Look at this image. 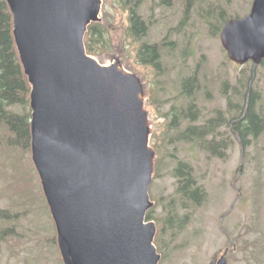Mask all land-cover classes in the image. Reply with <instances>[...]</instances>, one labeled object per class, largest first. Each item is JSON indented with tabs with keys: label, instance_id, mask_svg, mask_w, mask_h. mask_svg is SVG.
I'll return each instance as SVG.
<instances>
[{
	"label": "water",
	"instance_id": "obj_1",
	"mask_svg": "<svg viewBox=\"0 0 264 264\" xmlns=\"http://www.w3.org/2000/svg\"><path fill=\"white\" fill-rule=\"evenodd\" d=\"M30 85V153L63 264H158L149 188L155 152L141 80L100 63L84 35L102 0H6ZM219 38L238 65L264 60V0ZM224 255L210 264H226Z\"/></svg>",
	"mask_w": 264,
	"mask_h": 264
},
{
	"label": "rangeland",
	"instance_id": "obj_2",
	"mask_svg": "<svg viewBox=\"0 0 264 264\" xmlns=\"http://www.w3.org/2000/svg\"><path fill=\"white\" fill-rule=\"evenodd\" d=\"M211 1L214 0H206L201 7L208 9ZM217 2L223 4L224 0ZM251 3L252 0H230L224 6L225 14L241 17L248 13ZM182 10L179 0H171L169 4H162L160 0H141L139 13L148 28L146 34L135 41L127 34L129 12L124 2L102 0L100 22L108 29L111 48L93 55L103 64L118 58L125 69L138 76L145 93L149 88L153 96L149 105L145 94V109L151 125L150 146L153 142L161 146V168L158 176H153L149 188V193L159 200L154 211L156 217L163 218L167 211L165 203L175 196L176 178L171 170L178 160L192 164L197 184L207 192L202 204L178 210L179 215H188L181 228L163 231L160 239L163 252L158 251L163 257L158 264H210L214 258H220L226 247L231 249L232 244L236 248L227 255L226 264H264L263 258L252 255L253 247L248 245L264 233V130L257 139L250 138L249 144L241 147L231 128L222 125L219 131L229 147L220 158L211 156L189 140H167L175 131L170 128L165 132L167 119L164 116L173 103H185V99L178 96L179 82L193 72L197 73L200 84L197 104L202 107L196 122L218 109L229 119L232 115L228 113L229 99L237 98L250 85L259 91L260 106L264 110V67L259 64L253 70L252 61L242 65L231 62L221 45L220 31L212 33L205 18L197 12L183 23ZM142 42L158 43L161 69L157 72L152 66L138 62L136 48ZM252 73L253 78L248 81ZM234 86L236 94H233ZM152 101L159 104L158 109ZM163 137L166 139L162 141ZM22 154L25 160L21 159L20 164L25 165L31 153ZM14 156L8 150L0 149V207L20 209L21 212L26 208L32 210L17 221V232L23 234L21 243L11 247L13 250L7 241H1L0 264H32L37 254H40L42 264H57V253L47 240L54 232L49 210L40 200L33 202V206L32 203H21L23 197L27 201L37 199L34 192L19 198L9 189L8 184L14 181L10 173L19 175L20 171V181L25 178L23 184L28 192L34 189L38 193L37 185L30 189L29 184L26 185L25 169L9 160ZM35 179L33 183L36 184ZM44 236V251H39L35 246Z\"/></svg>",
	"mask_w": 264,
	"mask_h": 264
},
{
	"label": "trees",
	"instance_id": "obj_3",
	"mask_svg": "<svg viewBox=\"0 0 264 264\" xmlns=\"http://www.w3.org/2000/svg\"><path fill=\"white\" fill-rule=\"evenodd\" d=\"M122 1L129 12L127 34L135 41H138L146 34L148 28V23L139 13L141 0ZM170 1L171 0H160L162 4H169ZM205 1L206 0H179L183 9L182 22L185 23L193 12H197L198 15L205 18V22L209 25L212 33L217 34L228 18L239 17L238 15L228 16L225 14L224 6L230 0H224L223 4L218 3V0H214L211 1L208 9H203L201 5L204 4ZM12 29L13 22L10 8L6 0H0V149L8 150V152L15 155L14 159L10 157L9 160L12 164H17L25 169L24 172L27 176L26 185L29 184V189L31 187L33 188L35 185L38 186V193H36L34 189H30L28 192L27 186L23 184L25 178H21L20 181V171L19 175L10 173L14 178V181L8 184V186H10L9 189L13 192L12 194L20 198V196H26L34 192V196L35 198L37 197V199L34 201H27V198L23 197L20 200L21 203H32L31 206H33L37 200H40L48 209L31 157L29 156V161L25 163V165L20 164V162H22L21 159L25 160L24 154L22 153H30V85L23 72ZM109 38L108 29L105 28L101 22L90 23L84 35V45L87 53L99 55L110 50L111 45ZM161 45L165 46L163 43H161ZM136 57L140 64L152 66L156 72L158 69H161V56L158 43L150 44L142 42L137 44ZM260 64L264 67V60H262ZM252 78L253 73L250 75L248 81H251ZM235 89H237L236 86L233 87V94H236ZM199 90L200 84L196 72L180 80L178 96L180 99H185V103H173L169 111L164 114L167 119V129L165 132H169L170 128L175 131V134L168 136L167 140L173 138L174 140H189L211 156L221 158L225 156L229 147L226 140L221 137L219 131L222 125L231 128V131L241 147H246L249 144L250 138L257 139V137L261 135L264 130V110L260 106V94L258 90L252 88L250 85L243 94L233 99L234 102L229 99L228 113H232L229 119L225 117L223 110L218 109L205 117L203 116L200 122H196L197 114L202 111V107L197 104L196 96ZM145 94L150 105L153 96L149 88L146 90ZM152 105H156L158 109V103L156 104L152 101ZM183 121L184 126L182 127ZM164 139H166V137H163L162 141ZM151 147L157 156L155 157V172L153 173V176L157 177L161 168V146L159 147L156 142H153ZM26 170H28V172H26ZM194 172L193 166L189 161H182V159L176 161L174 168L171 170L172 175L176 178L175 196H173L169 202L165 203L164 207L167 211L162 219L157 218L154 212L159 200L155 199L150 193L151 199L155 202L154 206L146 212V220H154L156 223L157 234L154 243L159 252H163L160 246V239L163 231H168L173 228L179 229L187 220L188 215H179L178 210L185 209L189 205L196 206L202 204L206 199L207 192L201 184H197ZM32 177L33 180H31ZM34 179L35 182H37L36 184L33 183ZM18 204L20 207V202H18ZM28 210L31 211L32 208H26L21 212L20 209L14 210L13 208L0 207V217H2L4 221L9 222L0 228V243L1 241H7L10 248L21 243L23 234H18L17 232V221L19 218L25 216ZM53 229V235L51 238L47 237V240L57 253V264H62L56 242L54 224ZM45 238L46 236L35 246L39 251H44L42 243ZM248 245L253 247L252 255L263 258V262L264 257L261 255L264 254V249L262 248L264 246V233H262L260 237L250 241ZM11 249L14 250V248ZM256 250L259 251L256 252ZM32 264H42L40 254L35 255V260Z\"/></svg>",
	"mask_w": 264,
	"mask_h": 264
},
{
	"label": "flooded vegetation",
	"instance_id": "obj_4",
	"mask_svg": "<svg viewBox=\"0 0 264 264\" xmlns=\"http://www.w3.org/2000/svg\"><path fill=\"white\" fill-rule=\"evenodd\" d=\"M0 221H1V223H2V227L6 224V223H4L3 224V218L2 217H0ZM155 222V221H154ZM157 234V233H156ZM233 245V247L230 249V248H225L224 250H223V252H222V254L220 255V256H222V255H224L225 256V258L227 257V255L229 254V253H231L235 248H236V246L234 245V244H232ZM161 254V258H162V254L163 253H160ZM219 256V257H220ZM214 259H218V258H214ZM226 261H227V258H226Z\"/></svg>",
	"mask_w": 264,
	"mask_h": 264
}]
</instances>
